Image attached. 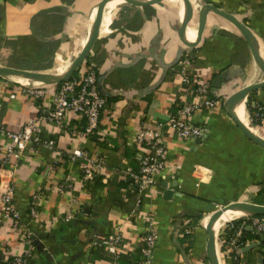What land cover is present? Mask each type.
<instances>
[{
	"label": "crops",
	"instance_id": "1",
	"mask_svg": "<svg viewBox=\"0 0 264 264\" xmlns=\"http://www.w3.org/2000/svg\"><path fill=\"white\" fill-rule=\"evenodd\" d=\"M103 1L0 0V67L64 73L87 46ZM191 1L194 15L188 39L195 40L200 7ZM203 2L246 23L258 38L264 58V0ZM183 16L182 0H163L143 8L120 3L106 6L90 55V62L98 70L100 92L108 102L100 130L91 141H85L56 133L45 122L44 135L54 137L57 150L42 148L35 154L28 153L12 169L16 205L38 241L29 264H113L110 254L92 247L91 241L119 228L127 239H141L146 223L142 217L133 216L136 211L152 214L158 221L159 240L152 264H203L207 262V215L216 207L237 201L264 205V149L241 132L223 105L208 117L209 134L204 140L190 143L170 138L167 174L144 198H138L132 181L125 185V168L137 162V149L131 146L137 132L144 125L155 129L185 98L175 71L178 64L172 66L187 48L178 34ZM194 51L201 81L210 83L219 97L228 98L240 89L264 82V72L248 43L231 23L214 13H209ZM10 80L0 85V122L19 131L39 118L42 107L22 92L27 80ZM12 94L17 97L11 99ZM245 103L250 126L264 138V120L254 117L258 107L264 108V88L251 93ZM43 106H52L51 97ZM0 144L4 152L6 141ZM78 148L93 154L104 151L112 165L90 191L80 178L79 166L55 165L58 150L59 154ZM133 153L135 159L129 158ZM69 172L74 174L75 188L61 190ZM46 187L49 194L40 219L31 221L29 201ZM168 191L172 195L167 196ZM68 211L75 217L69 222ZM196 218V242L188 249L180 241L181 227ZM250 241L239 255V264H264V240L259 237ZM2 242L4 251L12 256L28 247L10 222L2 229ZM252 245L257 246L246 249Z\"/></svg>",
	"mask_w": 264,
	"mask_h": 264
},
{
	"label": "built area",
	"instance_id": "2",
	"mask_svg": "<svg viewBox=\"0 0 264 264\" xmlns=\"http://www.w3.org/2000/svg\"><path fill=\"white\" fill-rule=\"evenodd\" d=\"M198 5V3H197ZM199 6V5H198ZM194 49H188L175 69L180 79L181 93L185 97L177 105V110L169 114L165 121L159 122L155 129L142 127L134 137L131 146L137 149L139 171L131 166L124 170L126 181L130 179L136 186L138 198L146 196L150 188L165 178L170 167L169 140L171 137L183 142L198 143L208 133L207 121L226 98L219 97L208 82H202L195 69L196 55ZM81 77H73L57 86L24 84V94L41 105L38 119L22 126L19 131H12L0 122V143L6 141L4 152L0 151V264H29L35 256L36 235L29 229L16 205V187L13 179L14 165L26 154H35L39 149L57 150V141L45 137L43 123L49 124L56 133L69 135L75 139L91 141L101 128L103 113L108 108L107 99L101 94L98 83V70L87 60ZM10 78L0 77V85L8 84ZM15 94L11 99H15ZM51 97L52 106H43ZM2 103L0 102V108ZM255 119L264 120V108L258 107ZM203 120V124L199 120ZM45 123V124H46ZM1 145V144H0ZM59 152V150H58ZM57 152L55 165L79 166L80 178L86 187L95 185L102 173L111 167L109 155L104 151L93 154L85 148L74 151ZM54 168V169H57ZM73 172H69L62 183L61 190H74ZM47 187L34 194L29 201V219L38 221L44 201L48 197ZM141 201H139L140 203ZM140 206H138L139 208ZM66 221L75 217L68 211ZM134 217H142L146 223V232L136 241L127 239L119 228L107 236H96L91 241L95 249L105 251L112 257L113 264H118L125 255H136L140 250L142 260L136 264H152L154 252L159 240L158 221L152 214L143 215L136 211ZM10 222L12 230L19 234L28 246L23 253L8 258L2 242V229ZM252 229V230H251ZM246 231L255 235L264 234V216H243L228 222L218 235V251L221 264H239V255L247 246ZM196 226L184 223L180 235L193 236Z\"/></svg>",
	"mask_w": 264,
	"mask_h": 264
},
{
	"label": "water",
	"instance_id": "3",
	"mask_svg": "<svg viewBox=\"0 0 264 264\" xmlns=\"http://www.w3.org/2000/svg\"><path fill=\"white\" fill-rule=\"evenodd\" d=\"M113 1H121L126 5L143 8V7L156 5L162 2L163 0H104L102 3H100L98 7L96 21L92 28V32L87 46L84 48L81 54L75 59V61L71 64V66L68 68L67 71H65L62 74H55V73L33 72V71H27L21 69L0 67V77L20 78L27 80L30 83L43 84L46 86H57L73 78L74 75L78 72L79 68L83 66V64L90 57L100 34V30L104 21L106 6ZM182 1L184 4V16L181 21V25L178 29V34L181 40L186 44L187 48L181 51V53L178 56V60L172 65L173 67L179 63L182 56L186 53L188 49H194L198 46L207 26L208 15L209 13H214L218 17H221L226 21H228L229 23H231L240 32L242 37L248 43L255 62L264 72V58L260 52L258 38L246 23L238 19L233 14L227 13L212 4L203 2L205 0H194L196 4L198 3L200 7L199 24L197 28L198 35L195 41H190L188 39V29L193 19L194 5L191 0H182ZM219 82L220 79L216 81V85ZM263 88H264V82L240 89L239 91L233 93L230 97H228L225 100L223 104V109L225 113L233 119L237 127L250 141H252L257 146L264 149V138H262L256 132H254L252 127L246 125L234 112V108L237 103H239L243 99H247L251 93H254ZM208 134L209 132L206 133V137H208ZM170 195H172V192L168 191L167 196ZM226 214H229L230 217L241 216V215L251 216V217H261L264 216V205L247 202V201H237L224 206L223 208L214 212L210 216L209 223L205 228V232L207 234L206 258L209 264H221L219 251H218L217 228H218V224L221 222L222 218ZM258 236L261 238L262 241L264 240V234H259ZM256 246L257 245H252L247 247L246 249L247 250L253 249Z\"/></svg>",
	"mask_w": 264,
	"mask_h": 264
},
{
	"label": "trees",
	"instance_id": "4",
	"mask_svg": "<svg viewBox=\"0 0 264 264\" xmlns=\"http://www.w3.org/2000/svg\"><path fill=\"white\" fill-rule=\"evenodd\" d=\"M90 58V57H89ZM89 58H88V60H89ZM84 73V67L83 66H81L80 68H79V70H78V72L74 75V77H81V75ZM251 108V107H250ZM251 111H253L252 110V108H251ZM99 142H100V140H99ZM100 143H102V141L100 142ZM105 144H106V142H105ZM103 146H104V143L102 144ZM135 153H133V154H131V156L129 157V158H133L134 157V159H135ZM127 157V158H128ZM137 163V164H136ZM132 165H130L136 172H138L139 171V164H138V162H133V163H131ZM112 166V165H111ZM98 183H99V181L96 183V185H98ZM129 183H131V181H130V179L129 180H127V181H125V185L126 184H129ZM88 188H89V191H90V189H91V186H88V187H86V189L88 190ZM197 218L196 219H193V221L191 222L193 225H195L196 227H197V224H198V222H197ZM205 234H206V232H205ZM206 236H207V234H206ZM246 240L247 241H249V240H257L259 237L257 236V235H255V234H253L251 231H246ZM180 241H181V244H184V243H186V245H188V249L190 248V249H192L193 248V245H194V243L196 242V240H195V234L193 235V236H186V235H184L183 236V238H181L180 239ZM250 241V242H251ZM8 258H13V256L12 255H9V253H8ZM142 260V257H141V254H140V250L137 252V254L136 255H125V256H123V257H121L120 258V260H119V263L118 264H136V263H138V262H140ZM112 261V260H111Z\"/></svg>",
	"mask_w": 264,
	"mask_h": 264
},
{
	"label": "bare ground",
	"instance_id": "5",
	"mask_svg": "<svg viewBox=\"0 0 264 264\" xmlns=\"http://www.w3.org/2000/svg\"><path fill=\"white\" fill-rule=\"evenodd\" d=\"M111 3H120L123 4V2L121 1H113ZM110 3V4H111ZM196 40V39H195ZM195 40H190V41H195ZM68 70V69H67ZM66 70V71H67ZM24 84H28V82H24ZM246 99H243L242 101H240L239 103L236 104L235 108H234V112L235 114L248 126H250V121H249V117H248V113H247V109H246V103H245ZM244 215L241 216H234V217H230L229 214H226L221 222L218 224V235L221 232V230L223 229V227L230 221L235 220L237 218L243 217ZM207 223V222H206Z\"/></svg>",
	"mask_w": 264,
	"mask_h": 264
},
{
	"label": "rangeland",
	"instance_id": "6",
	"mask_svg": "<svg viewBox=\"0 0 264 264\" xmlns=\"http://www.w3.org/2000/svg\"><path fill=\"white\" fill-rule=\"evenodd\" d=\"M23 80H24V79H23ZM224 97H225V96H224ZM224 97H223V98H224ZM225 98L227 99V97H225ZM224 206H225V205H222V206H220V207H216L215 212L218 211L219 209L223 208ZM213 213H214V212H213ZM213 213L207 215V217H210ZM207 217H204V218H207ZM203 264H209V263H208V261H207L206 263H203Z\"/></svg>",
	"mask_w": 264,
	"mask_h": 264
}]
</instances>
